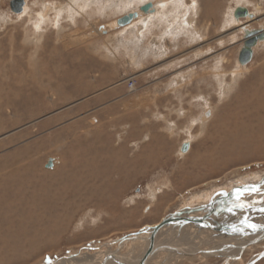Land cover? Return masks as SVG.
Masks as SVG:
<instances>
[{"label":"rangeland","instance_id":"1","mask_svg":"<svg viewBox=\"0 0 264 264\" xmlns=\"http://www.w3.org/2000/svg\"><path fill=\"white\" fill-rule=\"evenodd\" d=\"M145 1L26 0L23 10L15 12L10 8V0H0V63L17 57L21 66V60L25 65L26 58H30L28 69H24L30 77L33 73L38 78L33 81L35 83L29 82L24 90L23 95H31L28 100L17 95L7 103L1 97L5 89L0 88V177L4 176L0 178L3 183L0 184L3 186L0 193L16 191L22 197L16 195L14 200H22L23 196L24 204L29 200L25 206L20 205L19 199L10 203L18 205L19 211L15 210L21 213L0 206V213H3L0 214V241L3 240L0 243V264H40L70 253L75 255L63 258L61 264H97L105 253L113 251L117 257L130 258L141 252L134 254L135 246L140 248L141 240H134L130 247L126 245L127 238H118L159 222L177 209L207 201L220 190L226 193L234 184L255 181L264 174V108L256 118L251 117L249 111L252 109L250 104L264 90V77L258 76L264 74V37L253 45L249 61L242 63L239 60L246 31L263 29L264 32V0H152L155 9L147 13L139 10V5ZM238 5L245 6L255 15L236 17L234 9ZM135 9L140 11V16L122 26L115 23L119 15ZM22 45L25 47L20 48ZM212 53L214 59L210 58ZM42 61L44 65L40 68L37 62ZM212 62H215L214 67H211ZM187 64L191 65L187 68L188 97L183 96L182 104L160 106L162 112L167 113L164 118L155 116L152 111L157 106L153 102L158 95L153 94H159L161 90L154 89L153 81L160 76L161 80H170L173 69ZM0 67L1 70L4 68ZM130 78L135 85L132 89L128 85ZM174 79L180 81L178 76ZM148 91L152 95L147 96ZM141 92L146 94L142 97ZM175 92L172 91V98L179 93ZM141 98L146 99L144 103ZM218 116L225 118L219 131L215 127ZM258 119H262V129L258 127L262 124ZM237 123H253L256 127L248 133L247 126L243 130L235 126ZM94 132H100L98 137L93 138ZM163 132H170L168 140ZM242 133L250 135H247V142L239 141L234 145L233 134ZM226 141L233 145L231 154L223 151L227 148ZM185 143L188 146L183 149ZM82 152L99 156V163L90 164L88 171L90 166L98 169L99 164L108 169L109 162L115 167L106 170L108 173L104 176L98 173L95 178L85 175L86 179L79 176L73 180L70 164L83 163L85 155ZM109 156L116 159L107 162ZM49 158L51 161L55 159L53 166L45 165ZM33 163L35 168H32ZM60 167L61 170L68 169L67 179L66 173L63 174L64 181L71 179L78 183L75 193L68 191V195L55 200L52 197L33 199L35 205L40 204L39 207L30 198L25 199L28 196L25 192L17 193V186L28 180L38 183L34 187L40 191L39 182L45 178H57ZM32 169L38 174L31 175ZM256 197L257 194H251L247 201L233 200V203H243L242 210L246 213L238 211L230 218L235 221L239 218L237 223L243 221L240 226L248 228L241 233L247 235L237 244L238 251L235 245L233 254L218 255L223 249L226 248V252L231 248L227 244L236 239H233L235 230L227 227L215 235L203 232L200 238L195 236L190 243L189 240L182 241L191 245L188 249L200 252L169 254L166 251L146 264H163L165 261L167 264H244L264 247V238L249 242L240 252L238 247L261 232L259 228L251 232L244 225L246 220L243 217L256 214L252 212V206L245 208L243 205L252 204L249 198ZM213 203L216 202L213 200ZM32 206L39 209H27ZM34 212L37 213L33 217ZM18 216L22 225L18 224ZM226 220L229 223V217ZM28 222L35 231L26 228ZM172 237H166L167 242H181ZM206 238L213 241L209 246L203 241ZM111 240L115 242L106 243L99 249L87 248ZM161 240V236L156 238V241ZM206 248L210 250L201 251ZM254 264H264V257Z\"/></svg>","mask_w":264,"mask_h":264},{"label":"bare ground","instance_id":"2","mask_svg":"<svg viewBox=\"0 0 264 264\" xmlns=\"http://www.w3.org/2000/svg\"><path fill=\"white\" fill-rule=\"evenodd\" d=\"M153 5H154V3H153ZM155 8V7H154ZM142 12H144V11H142ZM148 12H151V11H148ZM145 13H147V12H145ZM138 16H140V13H139V15H137L136 17H138ZM135 18V17H134ZM133 18V19H134ZM132 19V20H133ZM115 23H116V19H115ZM257 39H259L258 37H257ZM257 41V40H256ZM12 45V44H11ZM12 47V46H11ZM23 47H25V46H21L20 48H23ZM13 49V48H12ZM23 50V49H22ZM17 51V50H16ZM13 53V52H12ZM21 53V52H20ZM22 55H23V53H21ZM21 54H19L20 55V57H22L21 56ZM11 55V54H10ZM17 57H15V58H11L10 60H8L6 63H0V65L1 66H3L4 68H5V71H2L1 69H0V71L3 73V74H1L0 73V88H4L5 90H4V92L1 94V97L3 96V100H5L7 103H9L14 97H17V95H19V97H23V99L24 100H28V98H31V95H28V94H24L23 95V93H24V90H25V88H28V85H29V82H33V81H36L38 78L33 74V73H31V77H30V73H27V71L24 69L25 67H26V69H28V64L30 63V58H26L27 59V61H26V64L24 65V63H23V60H21L19 63L21 64V66H19L18 65V62H17V59H16ZM251 58V57H250ZM240 60V59H239ZM250 60V59H249ZM248 60V61H249ZM241 62V61H240ZM247 62V61H246ZM242 63H245V62H242ZM37 65L40 67V68H42L41 66H43L44 65V63H43V61L42 62H37ZM36 67V66H35ZM1 68V67H0ZM257 75V74H256ZM260 78H263L264 77V74H262V73H260L259 75H258ZM29 77V78H28ZM36 78V79H35ZM263 80V79H262ZM261 80V81H262ZM260 81V80H259ZM264 81V80H263ZM255 82V81H254ZM33 83H35V82H33ZM37 83V82H36ZM76 83H77V81H76ZM257 83V82H256ZM79 84H81V82L79 83ZM252 85V84H251ZM31 86V85H30ZM134 86L135 85H133V83L131 84V86H129L131 89L132 88H134ZM258 86V85H257ZM257 86H256V88H257ZM34 89V88H33ZM254 89V88H253ZM258 89V88H257ZM255 91V90H254ZM247 92H249L250 93V90H248ZM247 95V94H246ZM249 95V94H248ZM240 97H242V95L240 96ZM239 97V98H240ZM238 98V99H239ZM246 101V100H245ZM246 105V104H245ZM252 107V109H249V111H251V114H250V116L251 117H253V118H256V117H258L257 116V114H258V112L261 110V109H263L264 108V90H262L261 92H260V95L259 96H257L254 100H253V104H250ZM0 106H1V104H0ZM234 109V108H233ZM228 111V110H227ZM218 112V111H217ZM224 112V111H223ZM242 112H244V111H242ZM225 113L226 112H224L223 113V115H225ZM262 115V114H261ZM249 117V116H248ZM247 117V118H248ZM261 117V116H260ZM229 118V117H228ZM246 118V117H245ZM246 118V119H247ZM248 119H250V118H248ZM247 119V120H248ZM259 120V123L261 124L262 123V119H258ZM215 127L218 129V131H219V129L223 126L222 125V123H224L225 122V118L223 117H221V116H218L217 118H215ZM227 121V120H226ZM253 121V120H252ZM251 121V122H252ZM256 121V120H255ZM236 122V121H235ZM250 122V121H249ZM226 124H227V122H226ZM256 124V123H255ZM262 125H263V123L260 125V126H258L259 127V129H262ZM235 126H237L238 128H243V130L246 128V126L248 127V129L250 130V129H253L254 127H256V125L254 126L253 125V123H249L248 125L247 124H245V123H237V125H235ZM102 127V126H101ZM100 127V128H101ZM258 127H257V129H258ZM237 128V129H238ZM263 128H264V125H263ZM216 129V130H217ZM256 129V128H255ZM212 130V129H211ZM223 130V129H222ZM240 130V129H239ZM242 130V131H243ZM226 131H228V130H226ZM241 131V132H242ZM248 131V130H247ZM253 130H250V131H248V133L249 132H252ZM231 132V131H230ZM240 132V131H239ZM239 132H238V134H239ZM100 133V132H99ZM98 132L97 133H95L94 132V134H93V138H95V137H98V134H99ZM223 134H226V132H222ZM247 133V132H246ZM245 133V134H246ZM242 134H244V133H242ZM235 135V134H233L234 136L233 137H235V138H233V141H232V143L235 145V143H240V142H243V141H245V142H247V140H248V136H250V135ZM263 134V133H262ZM219 135V134H218ZM231 135V134H230ZM252 136H253V133H252ZM130 137V136H129ZM230 137V136H229ZM108 138L109 137H107L106 139L108 140ZM133 138V137H132ZM230 138H232V137H230ZM260 138V137H259ZM262 138V137H261ZM223 139V138H222ZM240 139V140H239ZM251 139V138H250ZM110 141V140H109ZM108 141V142H109ZM240 141V142H239ZM254 141V140H253ZM256 141V140H255ZM94 142H96L95 141V139H94ZM115 142V141H114ZM232 143H230V142H228L227 143V141H226V144H227V148H224V152L226 153V154H231L232 152H233V145H232ZM250 143V142H249ZM259 144V143H258ZM262 144V143H261ZM101 146H102V144H100ZM229 145H231V146H229ZM89 146V145H88ZM239 146V145H238ZM242 146H243V144H242ZM248 146V145H247ZM251 146V145H250ZM249 146V147H250ZM71 147V146H70ZM90 147V146H89ZM259 147V146H258ZM263 147H264V145H263ZM88 148V147H87ZM93 148V147H92ZM91 148V149H92ZM102 148V147H101ZM236 148V147H235ZM256 148V147H255ZM105 149V148H104ZM103 149V150H104ZM149 149V148H148ZM257 149V148H256ZM261 149V148H260ZM69 150H70V148H69ZM86 150V149H85ZM84 150V151H85ZM107 150V149H106ZM109 150H110V148H109ZM121 150V149H120ZM154 150V149H153ZM236 150V149H235ZM234 150V151H235ZM239 150V149H238ZM246 150H248V149H246ZM23 151V150H22ZM39 151V150H38ZM66 151V150H65ZM74 151V150H73ZM73 151H72V153H73ZM80 150H78V152H79ZM81 151H82V149H81ZM87 151H88V149H87ZM110 151H113V150H110ZM220 151V150H219ZM71 152V151H70ZM76 152V151H75ZM125 152V151H124ZM239 152V151H238ZM68 153V152H67ZM84 152H82V154H83ZM93 152H90V154L89 155H85L86 154V152H85V154H83V155H85L84 156V162L83 163H81V164H77L78 162H80V161H78L77 163L75 162V163H73V164H70L72 167L71 168H69V170H72L73 171V177L75 178V179H73V180H76V178L78 179V177L79 176H83V177H85V179H86V176L85 175H89L88 177H91L92 178V176L95 178L97 175H98V173L99 174H102L103 176H104V174H106L107 175V173L108 172H106V170H109L110 171V169L111 168H113L114 169V167H112L111 166V164H110V162L108 163V165H110V166H106V167H108V169H106L105 167H103L102 165H98V169L96 168V166H94L93 168H92V166H90L91 167V170L90 171H88V167H89V165L90 164H92L93 165V163L95 164V162H98L99 163V156L97 157L96 156V154L95 155H93L92 154ZM19 154V153H18ZM81 154V155H82ZM111 154V153H110ZM113 154V153H112ZM76 155V154H75ZM73 156H74V154H73ZM73 156H72V158H73ZM77 156V155H76ZM106 156H107V154H106ZM121 156V155H120ZM16 157V156H15ZM14 157V158H15ZM28 157V156H27ZM26 157V158H27ZM82 157L83 156H81V160H82ZM102 157V156H101ZM114 157H117V156H115L114 155ZM240 157V156H239ZM6 158V157H5ZM12 158H13V156H12ZM12 158H11V160H12ZM13 158V159H14ZM21 158V157H20ZM126 158V157H125ZM125 158H123L122 160H124ZM196 158V157H195ZM205 158V157H204ZM6 159H8V158H6ZM5 159V160H6ZM16 159H17V157H16ZM33 159V158H32ZM63 159V158H62ZM79 159V158H78ZM112 159H114V158H112ZM112 159H111V157L109 156V157H107L106 158V160H107V162L109 161V160H111L112 161ZM116 159V158H115ZM114 159V160H115ZM118 160H119V158H117ZM127 159H128V157H127ZM132 159L134 160V158L132 157ZM138 159V158H137ZM200 159V158H199ZM2 160H4V159H2ZM10 160V159H9ZM19 160V159H18ZM18 160H15L16 162L18 161ZM31 160V159H30ZM33 160H35V159H33ZM38 160H40V159H38ZM76 160V159H75ZM152 160V159H151ZM198 160V159H197ZM205 160V159H204ZM220 160V159H219ZM13 161V160H12ZM11 161V162H12ZM14 161V162H15ZM54 161H55V159H53L51 162V164H52V166L54 165ZM71 161V160H70ZM135 161V160H134ZM138 161V160H137ZM136 161V162H137ZM15 162V163H16ZM31 162V161H30ZM33 162V161H32ZM37 162H39V161H37ZM56 162V161H55ZM73 162V161H72ZM72 162H70V163H72ZM118 162V161H117ZM129 162V161H128ZM208 162H211V160H209ZM3 163L4 164H7V163H5V161H3ZM9 163H10V161H9ZM133 163V162H132ZM138 163V162H137ZM11 164V163H10ZM27 165H28V163H26ZM26 164H24V165H26ZM37 164V163H36ZM39 164V163H38ZM56 164V163H55ZM59 164V163H58ZM64 164H66V163H64ZM63 164V165H64ZM103 164V163H102ZM3 165V164H2ZM20 165V164H19ZM22 165V164H21ZM29 165H30V163H29ZM28 165V166H29ZM35 164L33 163V166H32V168L34 167L35 168V166H34ZM96 165V164H95ZM214 165V164H213ZM23 166V165H22ZM65 166V165H64ZM124 166V165H123ZM18 167H20V166H18ZM37 167V166H36ZM126 167V166H125ZM4 168V167H3ZM14 168V167H13ZM117 168H121V167H117ZM117 168H115V170L117 169ZM124 168V167H123ZM9 169V168H8ZM11 169V168H10ZM25 169V168H24ZM38 169V168H37ZM36 169V170H37ZM125 169V168H124ZM23 170V169H22ZM28 170V169H27ZM29 170H31V169H29ZM67 170V171H66ZM2 171V170H1ZM11 171H13V170H11ZM118 171V170H117ZM126 171V170H125ZM27 172H29V171H27ZM58 173H57V178H53V179H48L47 180V178H45L46 180H44V181H41V182H39V184L42 186V188H40V191L39 190H35V187L34 186H37L38 185V183H33V181H30L29 182V180L27 181V182H21V186H17L18 188H16V189H18L17 190V193L18 192H25L28 196L25 198V199H28V198H30V201H32L33 199H39V200H41L42 198L45 200V199H49L50 197H52L51 199H53V200H55V199H58V198H61V197H63V196H65V194L69 191V193L70 194H73V193H75L76 191H77V189H76V187H75V185L77 184L78 185V183H76L75 181H73V180H71V179H69V182H66V181H64L63 180V174H65L66 172H68V169L66 168V169H63V170H61V167H60V169L57 171ZM113 172H115L114 170H113ZM120 172V171H119ZM2 173V172H1ZM4 173H5V171H4ZM11 174H14L13 172H10ZM21 173V172H20ZM25 173V172H24ZM31 175L33 174V176H34V174L35 173H37L38 174V172L37 171H33V169H32V172L30 171L29 172ZM16 174H18V173H16ZM26 174V173H25ZM70 174V173H69ZM127 174V173H126ZM6 175V174H5ZM7 175H9V174H7ZM76 175H78V176H76ZM20 176V174L19 175H17V178ZM28 176V175H27ZM46 176H48V175H46ZM45 176V177H46ZM53 176V175H52ZM66 176H68V174L66 173V175H65V178H66ZM101 176V175H100ZM1 177H4V176H1ZM0 177V178H1ZM30 177V176H29ZM32 177V176H31ZM30 177V178H31ZM35 177H36V175H35ZM49 177V176H48ZM12 178V177H11ZM15 177H13V179H14ZM26 178V177H25ZM28 178V177H27ZM34 178V177H33ZM38 178V177H37ZM37 178H34V179H36V180H38ZM41 178V177H40ZM42 178H44L43 176H42ZM68 178H71V176L70 177H68ZM104 178V177H103ZM102 178V179H103ZM106 178V177H105ZM3 179V178H2ZM1 179V180H2ZM7 179V178H6ZM21 179V178H20ZM24 179V178H23ZM67 179V178H66ZM85 179H83V180H85ZM98 179H100V178H98ZM111 179V178H110ZM261 181H264V179H262V178H259ZM8 180V179H7ZM9 180H10V178H9ZM15 180V179H14ZM33 180V179H32ZM71 180V181H70ZM127 180V179H126ZM68 181V180H67ZM80 181L82 182V180L80 179ZM250 181H252V180H250ZM9 182V181H8ZM245 182H247V181H245ZM2 183V182H1ZM0 183V184H1ZM5 183H7V182H5ZM5 183H4V185H5ZM11 183V182H10ZM9 183V184H10ZM13 183H15V182H13ZM19 183V182H18ZM24 185H23V184ZM33 183V184H32ZM264 183V182H263ZM3 184V183H2ZM20 185V184H19ZM89 185V184H88ZM2 185H0V187H1ZM71 186V187H70ZM80 186V185H79ZM3 187V186H2ZM1 187V188H2ZM89 186H87V188H88ZM96 187V186H95ZM5 188H7L6 186H5ZM11 188H12V183H11V187H10V191H11ZM70 188V189H69ZM78 188V187H77ZM90 188V187H89ZM232 188V187H231ZM230 188V189H231ZM15 188H13L12 190H14ZM229 189V190H230ZM259 189H264V184H262V185H256V187L255 188H252V187H250V186H247L246 188H244V189H242L240 192L238 191V192H235V190H233V191H231V192H229V190L225 193V192H222V190H220L219 191V195L218 194H213L212 195V197L209 199V200H207V201H203V202H199V204L198 205H193V207H182V208H184V209H182L181 208V210H183L182 212H181V214L183 215L182 217L183 218H188V219H191L193 216L194 217H196V216H201V217H198V218H201V220H193V221H186V223L184 222V223H182L181 225L179 224V228H177V230L178 231H176V234H175V237H174V239H179V240H181V235H180V233H181V231L182 230H190L193 226L196 228V229H198L199 227H203V226H206V225H204V224H207V226L208 225H213V226H216V230L219 232V231H222V230H226V229H228L229 227H230V229L231 228H233L232 230L234 231L233 233H234V237H233V239L234 238H236L234 241H230L228 244H227V246L228 247H231V248H229L226 252H225V250H226V248L225 249H223V251H221L222 253H220L219 255H228V254H231L232 253V247H235V245H236V250L238 251V249H237V244L238 243H240L239 241L245 236V235H247V234H245L244 235V233L243 234H241L242 232H245V231H248L247 229H246V227H241L240 226V224H242L243 223V221H241V222H238L237 223V221L239 220L240 221V219L238 218V220H234V218H230L231 216V214L232 213H235L236 214V212L238 213V211H239V213H243V214H245L244 213V211L242 210L243 208H242V205L241 204H243V203H240V204H238L237 202H234L233 203V200H236V199H238V200H240V201H243V200H246V199H248V196L249 195H251V194H257L258 195V197H256V198H249V200L248 201H250V202H253L252 204L251 203H244V205L243 206H245V208L247 207V206H252V212H254L256 215H250V216H247V217H243L245 220H246V222L244 223V225L245 226H250V225H257V224H259V225H264V214L262 213V211L264 212V199H262V197H264V190H263V193H257V192H255L254 190H259ZM79 190V189H78ZM3 191V190H2ZM88 191V190H87ZM217 191V190H216ZM81 192V191H80ZM83 192V191H82ZM214 192V191H213ZM229 192V193H228ZM4 193V192H3ZM84 193V192H83ZM89 193V192H88ZM216 193H218V192H216ZM20 194V193H19ZM19 194H16V191L15 192H9V193H4V194H1L0 193V206L2 205V207H7V209L8 210H11V211H13L12 209H14V211H16L15 209H18V211H19V209H20V207L18 206V205H15V204H10L11 202H12V200H14L15 199V196L16 195H18L19 196ZM25 194V195H26ZM69 194V195H70ZM77 194V193H76ZM97 194V193H96ZM5 195H7V196H5ZM66 195H68V194H66ZM75 195V194H74ZM20 196L22 197V195L20 194ZM19 196V197H20ZM73 196V195H72ZM70 197V196H69ZM69 197L67 196L66 198H68L67 200H69ZM85 197V196H84ZM78 198V197H77ZM76 198V199H77ZM87 197H85V199H86ZM217 198L219 199V200H217ZM243 198V199H242ZM19 199V198H18ZM18 199H16V200H14V201H17ZM23 199H24V196H23V198H22V200L21 199H19V200H21V202H22V204H20V205H24L25 206V204H26V202H27V204H28V202H29V200H26V201H24L25 202V204L23 203ZM6 200H9V201H6ZM63 200H65V197H64V199ZM63 200L61 201V202H63ZM70 200H71V198H70ZM69 200V201H70ZM83 200V199H82ZM215 201L216 203H213L212 204V207L211 206H209L210 204H208V205H205L204 206V204L206 203V202H209V201ZM217 200V201H216ZM238 200H236V201H238ZM43 201V200H42ZM247 201V200H246ZM33 202H34V205H35V200H33ZM56 202H58V201H56ZM16 203V202H15ZM52 203V202H51ZM54 203H55V201H54ZM53 203V204H54ZM67 203V201L65 202V204ZM18 204V203H17ZM26 204V205H27ZM30 204H32L31 202H30ZM29 204V205H30ZM46 204V203H45ZM52 204V205H53ZM56 204V203H55ZM54 204V205H55ZM36 205H38V204H36ZM35 205V206H36ZM40 205V204H39ZM39 205H38V207H39ZM61 205H62V203H61ZM23 206V207H24ZM47 206V205H46ZM49 206V205H48ZM205 207V208H202L203 209V211L204 212H202V213H200L199 211H200V207ZM23 207H21V210L22 209H24ZM30 207V206H29ZM40 207H42V206H40ZM52 207V206H51ZM211 207V208H210ZM249 207H248V209H249ZM44 208V207H43ZM192 208H196V209H198L199 208V210H193ZM1 209V208H0ZM26 209V208H25ZM28 210L29 209H39V208H35V207H33L32 206V208H27ZM26 209V210H27ZM41 209V208H40ZM247 209V210H248ZM3 210V209H2ZM7 210V211H8ZM43 210H45V209H43ZM55 210V209H54ZM65 210V209H64ZM63 210V211H64ZM67 210V209H66ZM240 210L242 211V212H240ZM245 210V209H244ZM260 210H262V211H260ZM10 211V212H11ZM18 211H16V213L18 212ZM46 211H48L47 209H46ZM52 211H53V209H52ZM59 211V210H58ZM3 212H5L4 210H3ZM29 212V211H28ZM42 212V211H41ZM65 212V211H64ZM247 212H250V211H247ZM2 213V212H1ZM0 213V214H1ZM8 213V212H7ZM12 213V212H11ZM11 213H8V215L9 214H11ZM15 213V214H16ZM18 213H21V212H18ZM37 213V212H36ZM36 213L34 212L33 214V217L34 216H36ZM45 213V212H44ZM49 213H50V211H49ZM63 213V212H62ZM3 214V213H2ZM1 214V215H2ZM14 214V215H15ZM24 214V213H23ZM31 214H32V212H31ZM30 214V215H31ZM38 214H39V211H38ZM43 214V213H42ZM48 214V213H47ZM56 214H58V213H56ZM234 214V215H235ZM250 214V213H249ZM18 215V214H17ZM25 215V214H24ZM61 215V214H60ZM59 215V216H60ZM233 215V216H234ZM237 215V214H236ZM248 215V214H247ZM16 216V215H15ZM14 216V217H15ZM19 216H21L20 214H19ZM19 216L17 217V221H18V224H20L21 223V221H20V223H19ZM25 216H27V215H25ZM32 216V215H31ZM43 217L42 218H44V215H42ZM50 216V215H49ZM58 216V217H59ZM226 216H229V223H224L223 224V222H225L226 221V219L228 218H225ZM232 216V217H233ZM240 217H242L243 215H239ZM13 217V216H12ZM21 217H23V216H21ZM39 217V216H38ZM45 217H46V215H45ZM53 217V216H52ZM0 218H1V216H0ZM16 218V217H15ZM36 218V217H35ZM68 218V217H67ZM6 219V218H5ZM13 220H14V218H12ZM19 219V220H18ZM24 219H27V217L26 218H24ZM32 219V218H31ZM53 219V218H52ZM66 219V218H65ZM237 219V218H236ZM2 220V219H1ZM22 220V219H21ZM28 220H29V217H28ZM28 220H26V221H28ZM56 220V219H55ZM6 220H4V222H5ZM9 221H10V219H9ZM15 221H16V219H15ZM16 221V222H17ZM32 222H34L33 220H31ZM30 221V222H31ZM40 221V220H39ZM44 221V220H43ZM46 221H47V219H46ZM52 222H53V220H51ZM57 221V220H56ZM62 221V220H61ZM4 222H2V223H4ZM30 222H28V227H26L27 229L29 228V227H31V226H29V223ZM52 222H50V223H52ZM160 222V221H159ZM258 222H260V223H258ZM24 224H25V220H24V222H23ZM43 223V222H42ZM49 223V224H50ZM55 223V222H54ZM10 224V223H9ZM17 224V223H16ZM32 224V223H31ZM34 224H35V222H34ZM39 224V223H38ZM154 224H157V222H155ZM154 224H147V225H145V226H151V225H154ZM169 224V223H168ZM167 224V225H168ZM189 224V225H188ZM190 224H192V225H190ZM14 225V224H13ZM20 225H22V223L20 224ZM26 225V224H25ZM43 225V224H42ZM42 225H41V227H42ZM167 225L166 226H162L159 230L161 231V232H163V233H160L161 235V241H163V240H166V236H167V234L170 232H173V230H174V228L176 229V225L177 224H175V226H173L172 227V229H170V230H168V231H166L165 229H167L168 227H167ZM4 226H5V224H4ZM7 226H8V224H7ZM10 227H11V224L9 225ZM37 226V225H36ZM53 226H54V224H53ZM60 226V225H59ZM192 226V227H191ZM242 226H243V224H242ZM0 227H1V225H0ZM9 227V228H10ZM17 227V226H16ZM21 227V230H22V226H20ZM40 227V226H39ZM40 227V228H41ZM55 227V226H54ZM57 227V226H56ZM228 227V228H227ZM236 227V228H235ZM6 228V227H5ZM12 228V227H11ZM19 228V227H18ZM26 228H24V229H26ZM34 228V227H33ZM36 228V227H35ZM45 228V227H44ZM44 228H43V230H44ZM50 228H51V226H50ZM242 228V229H241ZM244 228V229H243ZM31 229H32V227H31ZM37 229H38V227H37ZM46 229V228H45ZM49 229V228H48ZM4 230V229H3ZM6 230V229H5ZM4 230V231H5ZM17 231V229H12V231ZM19 230V229H18ZM33 230V229H32ZM38 230H40V229H38ZM37 230V231H38ZM42 230V231H43ZM53 230V229H52ZM260 230V229H259ZM3 231V232H4ZM8 231H9V229H8ZM29 231L30 230H28V233H29ZM33 231H35V229L33 230ZM36 231V232H37ZM45 231V230H44ZM159 231V232H160ZM196 231H198V230H196ZM249 231H250V229H249ZM256 231V230H255ZM254 231V232H255ZM7 232V231H6ZM14 232V233H15ZM18 232H20V231H18ZM17 232V233H18ZM22 232H23V230H22ZM21 232V233H22ZM2 233V232H1ZM0 233V234H1ZM13 233V232H12ZM13 233V234H14ZM24 233H25V231H24ZM23 233V234H24ZM35 233V232H34ZM33 233V234H34ZM39 233V232H38ZM174 233V232H173ZM232 233V234H233ZM259 234H257L256 236H258V235H260L261 234V232H258ZM3 234H5V233H3ZM8 235H9V233H7ZM30 234V233H29ZM45 234H49V233H46L45 232ZM44 234V235H45ZM6 235V234H5ZM7 235V236H8ZM31 235V234H30ZM219 235H221V234H219ZM3 236V235H2ZM241 236V237H240ZM256 236H254V238L256 237ZM5 237V236H4ZM9 237V236H8ZM33 237H35V236H33ZM230 237V236H229ZM251 237V236H250ZM193 238V237H192ZM247 238V237H246ZM3 239V238H2ZM15 239H16V237H15ZM26 239V238H25ZM24 239V240H25ZM136 239H138V238H136ZM248 239V238H247ZM252 239V238H251ZM9 240V239H8ZM7 240V241H8ZM12 240H14V239H12ZM23 240V241H24ZM127 240L128 241H132V240H135V239H129V238H127ZM245 240V239H244ZM1 241H3V240H1ZM1 241H0V243H1ZM5 241V240H4ZM7 241H5V242H7ZM10 241V240H9ZM127 241V242H128ZM246 241V240H245ZM11 242V241H10ZM111 243H113V242H115V240L113 241V240H111L110 241ZM158 241H156V243H157ZM255 242V241H254ZM249 242H247V244H248ZM251 243H253V242H251ZM6 244V243H5ZM5 244H3V245H5ZM10 244V243H9ZM172 244H173V246L174 247H178V245H179V249H181L180 247H183V246H180V242L178 241L177 243H174V242H172ZM187 244V243H186ZM185 243H184V245H186ZM242 244V243H241ZM241 244H239V248H240V250H239V252L240 251H242L244 248H245V246H246V244H242L243 246H241ZM182 245V244H181ZM2 246V245H1ZM142 246V247H141ZM140 246V250L139 251H141L140 253H138L137 255H135V256H132V257H130L129 258V256H128V258H125V257H122V259H124V260H130V263L131 264H137V262H139L137 259L138 258H140L141 257V255L143 254V251H144V249H145V245L143 246V245H141ZM101 247V246H100ZM99 247V248H100ZM109 247V246H108ZM186 248V249H185ZM185 248H182V249H184V250H189V251H191V250H193V249H188V247H185ZM190 248V247H189ZM174 249V248H173ZM173 249L171 250V248H170V250H159V251H156L155 253H152V254H150V255H148L147 257V259H145L144 260V262H143V264H146L147 262H148V260L149 259H151L154 255H156L158 252H161V251H168V253L170 254V253H175V252H173ZM222 250V249H221ZM109 251V250H108ZM193 251H195V249L193 250ZM198 250H196L195 252H197ZM218 251V250H217ZM101 252V251H100ZM203 252H206V251H203ZM215 253V252H214ZM177 254V253H176ZM233 254V253H232ZM230 256V255H229ZM77 257V256H76ZM71 258V257H70ZM119 257H117L116 259H118ZM65 259V258H64ZM72 259V258H71ZM112 261L113 262H111L110 261V264H122V263H119V261H117V260H113L112 259ZM150 261V260H149ZM228 261V260H227ZM129 264V263H128ZM163 264H167V262L165 261V262H163Z\"/></svg>","mask_w":264,"mask_h":264},{"label":"water","instance_id":"3","mask_svg":"<svg viewBox=\"0 0 264 264\" xmlns=\"http://www.w3.org/2000/svg\"><path fill=\"white\" fill-rule=\"evenodd\" d=\"M25 3H26V0H10V8L15 12H20L23 10ZM154 9L155 8H154L152 0H147V1H145L139 5L140 11L148 12V11H153ZM139 10H136V9L135 10H129L127 12L122 13L121 15H119L116 18V24L119 26H122V25L129 23L134 17L139 15V13H140ZM234 15L236 17L242 16V15H248V16L252 17L255 14L252 11H248L245 6L238 5L234 9ZM257 37L260 39L264 37L263 29H251V30L246 31L245 37L243 39L244 42H243L241 49H240V52H239V59L241 62L248 61L250 59V57L252 56L253 45L256 44ZM187 146H188V143H185L183 145V149H185ZM51 163H52L51 158H49L48 162L45 163V165L49 166V165H51ZM261 178L264 179V174L261 176ZM263 182L264 181L257 179L255 181L253 180V181H247V182H241L238 184H234L232 186V188L229 190V192H231L233 190H235V192H238V191L240 192L242 189L246 188L247 186L255 188L256 185L264 184ZM263 190L264 189H259V190H254V191L257 193H260V192L263 193ZM217 200H219V199L217 198ZM208 204H210L209 206L212 207L213 201L206 202L204 204V206L208 205ZM200 208L202 209L205 207L202 206ZM192 209L193 210H199V208L198 209L192 208ZM182 211L183 210H181V209H177L173 212H170L167 215H165L161 219V221L158 222L157 224H154L151 226H149V225L148 226H142L138 230L131 232V233H128V234H125L121 238H118V239L124 240L126 238H129V239L140 238V240H143L144 242H146L143 254L141 255L140 258L137 259L139 261V262H137V264H143L144 260L148 258L147 257L148 255L155 253L156 251H159V250H170V248L172 250L174 248L173 252H175L177 254L195 253L196 250L195 251H193V250L189 251V250L179 249L178 247H174L171 242H167V240H168L167 238H166V240L158 241L156 243V238L161 235L160 233H163L159 230L162 226H166L169 223L167 225L168 228L165 229L166 231H168V230L172 229V227L175 226V224L181 225L184 222L186 223V221L201 220V218H198L201 216H196V217L193 216L191 219L183 218L182 217L183 215L181 214ZM204 225L207 226V224H204ZM210 226L212 227V225H210ZM248 227L251 229V232H254L255 230H257L259 228L261 230V234L256 236L255 238L250 239L249 241L243 242L244 244H247V242L258 241V240L264 238V225H259V224L256 225L255 224V227H253V225H250ZM109 242L110 241H107L104 243L97 244L95 246L90 245V246H87V248H89V249L98 248L99 249L100 246H103L104 244L109 243ZM242 244H241V246H243ZM115 249H117V248H115ZM207 250H210V248L209 249H207V248L202 249L201 251L208 252ZM197 252H200V250H198ZM73 255H75V253L66 254V255L59 257L58 259L52 260L50 262H42L40 264H61L60 261L63 258H66L68 256H73ZM117 256H118V254L115 251H113L111 253H105V255L103 257H101L103 260L101 259V261H99L97 264H110V261L113 262L110 259H115V258H117ZM262 257H264V247L259 252H257L253 257H251L248 261H246L244 264H254L257 260H259ZM117 261H119V263L123 262L122 264H128V263L131 264L127 260L122 259V257H119L117 259Z\"/></svg>","mask_w":264,"mask_h":264},{"label":"crops","instance_id":"4","mask_svg":"<svg viewBox=\"0 0 264 264\" xmlns=\"http://www.w3.org/2000/svg\"><path fill=\"white\" fill-rule=\"evenodd\" d=\"M210 58L211 59H214V55H213V53H212V55L210 56ZM159 64H162L161 62H159ZM163 65V64H162ZM190 65V64H189ZM189 65L187 64L186 66H183V67H179V68H175V69H173L172 71H171V73H170V80L168 79V80H166V79H163V80H161L160 78H161V76L160 77H157L153 82H154V84L153 85H155V86H153L154 87V89L155 88H157L158 90H161L160 92H159V94H153L154 96H156V95H158V96H156L155 98H154V106H157L155 109H153V111H152V113L153 114H155V116H161V117H165L166 115H167V113H165L164 111L162 112V109H161V107L160 106H162V107H166V106H172V105H174V104H182L183 103V99H184V97L183 96H185V98H187L188 97V94H189V92H188V87H189V84H188V82H189V80L187 79V76H188V73H187V68L189 67ZM214 65H215V62H212V64H211V67H214ZM191 66V65H190ZM189 70V69H188ZM200 70H201V68H200ZM217 70V69H216ZM202 71V70H201ZM165 75H163V77H164ZM168 76V75H167ZM175 76H178L179 78H180V81H175V79H174V77ZM173 90H176L177 92H179L178 94H175V95H177L176 97H173L172 98V91ZM177 92H175V93H177ZM139 94H141L142 95V97H143V94H146L145 92H141V93H139ZM149 94H151L152 95V93H150L149 91L147 92V96H149ZM153 96V97H154ZM141 100H142V102L144 103L145 101L144 100H146V99H144V98H141ZM140 100V101H141ZM148 104H152V102H149ZM151 109V108H150ZM144 117V116H143ZM145 118V117H144ZM170 132H163V134L165 135V136H167L166 138H167V140H168V138H170V134H169ZM170 135V136H169ZM148 141V140H147ZM167 143V142H166ZM145 144H147V142L145 143ZM161 152H162V150H160ZM157 152V151H156ZM157 157V156H156ZM210 197H208L206 200H208ZM201 201V200H200ZM199 202V201H198ZM215 202V201H214ZM202 212H204V211H202ZM226 217H229V216H226ZM225 217V218H226ZM158 222V221H157ZM224 223H227V220L225 221V222H223V224ZM258 223H260V222H258ZM154 224V223H153ZM189 225V224H188ZM190 225H192V224H190ZM192 227V226H191ZM177 228H179V224H177L176 225V229L174 228V230H173V232H169L168 234H167V238H168V236L169 237H171V236H173L172 238L174 239V237H175V234H176V231H178L177 230ZM196 230H198V231H196ZM185 231H187V232H189V233H187V232H185ZM184 232V233H183ZM208 233V232H211L210 234L211 235H215V234H218V231L216 230V226H213L212 225V227L210 226V225H208V226H203V227H201L200 229L198 228V229H196L194 226L190 229V230H182L181 231V233H180V235H181V242H180V246H185V247H190L191 245H188L189 243H190V241H193V239H194V237L195 238H200L201 237V235H202V233ZM186 233V234H185ZM184 235H186V236H184ZM188 237V238H187ZM193 237V238H192ZM182 239H184V240H182ZM135 240H139L140 241V238H138V239H135ZM186 240H189V241H187V242H189V243H187L186 245H184V243H182V241H186ZM212 239L210 238V239H205V240H203V241H206V246H209L211 243L210 242H213V241H211ZM219 240V239H218ZM134 240H132V241H128V242H126V245L127 246H130V247H132L131 245H130V243H132ZM138 241V242H139ZM202 241V242H203ZM170 242L172 243V241L170 240ZM137 243V242H136ZM210 243V244H209ZM146 244V242H144L143 240H141L140 241V243L138 244V245H145ZM182 244V245H181ZM208 244V245H207ZM132 245H134V244H132ZM142 247V246H141ZM178 247H179V245H178ZM135 248H137L136 250H135V252H134V254L135 253H137V252H139V247H136L135 246ZM163 253H167L166 251H161V252H159V253H157L156 255H160V254H163ZM199 254V253H198ZM156 255H154L152 258H154ZM200 256H202V255H200ZM186 257H190V256H186ZM203 257V256H202ZM205 257V256H204ZM207 257L208 256H206V258L205 259H207ZM151 258V259H152Z\"/></svg>","mask_w":264,"mask_h":264},{"label":"built area","instance_id":"5","mask_svg":"<svg viewBox=\"0 0 264 264\" xmlns=\"http://www.w3.org/2000/svg\"><path fill=\"white\" fill-rule=\"evenodd\" d=\"M134 83V80H132L131 78L129 79V83L128 85L131 86V84Z\"/></svg>","mask_w":264,"mask_h":264},{"label":"snow or ice","instance_id":"6","mask_svg":"<svg viewBox=\"0 0 264 264\" xmlns=\"http://www.w3.org/2000/svg\"><path fill=\"white\" fill-rule=\"evenodd\" d=\"M253 227H255V225H253Z\"/></svg>","mask_w":264,"mask_h":264}]
</instances>
